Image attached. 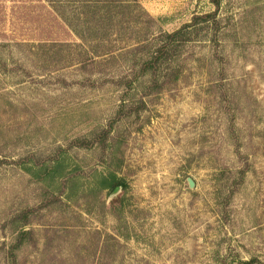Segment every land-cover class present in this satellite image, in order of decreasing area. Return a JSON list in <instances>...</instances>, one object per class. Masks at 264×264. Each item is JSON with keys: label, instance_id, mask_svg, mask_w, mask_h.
<instances>
[{"label": "rangeland", "instance_id": "374dc122", "mask_svg": "<svg viewBox=\"0 0 264 264\" xmlns=\"http://www.w3.org/2000/svg\"><path fill=\"white\" fill-rule=\"evenodd\" d=\"M218 1L145 96L138 42L212 0H0V264H264V0Z\"/></svg>", "mask_w": 264, "mask_h": 264}, {"label": "trees", "instance_id": "16d2710c", "mask_svg": "<svg viewBox=\"0 0 264 264\" xmlns=\"http://www.w3.org/2000/svg\"><path fill=\"white\" fill-rule=\"evenodd\" d=\"M44 1L50 3L54 7V10H56L61 20L70 29L73 30V28H75L73 27V23L70 22V20L65 16L63 10L61 12V9L55 8V6H59L63 8L65 5L63 4L65 0H44ZM76 3L78 4L77 7L79 10L78 16L79 17L84 16L86 19L84 21H86V23L97 22L94 20V14H99L101 17L102 13H104L103 15H106L104 17H101L103 18L102 19L103 22H105V20L107 19V21L111 23L113 21V15H116V13L111 14L114 9L123 7L124 9L128 10V7L131 3L136 4L137 2L136 0H76ZM212 3L215 7V10L212 13L193 16L189 24H185L183 27L171 33H159L156 37H153L151 39L150 43H147L148 39L146 40L143 39L142 41L138 42L139 44L136 46L134 51L142 54V57L140 58V60L133 62L132 67L133 68H135V66L139 67V71L136 72L135 74L136 77H145L146 75L148 76V86L146 88L147 92H145L144 94L145 96L149 93L150 95L157 93L163 88L162 82L159 81L160 69L164 64H166V62L174 58L178 48H180L183 44L189 41V35H190V33L188 32L189 29L191 30V27H194L195 25L205 22H212L216 24L215 14L219 7V1L212 0ZM102 20H100V22ZM82 22H83V18H82ZM106 22L104 24H106ZM74 33L77 35L79 39L83 40V36L80 33L76 32L75 30ZM153 41H156L154 45H152ZM106 54L110 55L112 54V52H107L105 53V55ZM134 81L136 80L133 79L132 82ZM106 133L107 131L104 132V134ZM74 144L77 146L87 147L90 146L92 143H88L84 140H81L78 142H74ZM243 172L244 171L242 170L240 171V176L243 175ZM116 186H121V183L114 182L111 184L110 188L114 189ZM26 237H27L26 233H21V235L18 237L16 244L12 246V249L19 247ZM255 263H256L255 260L251 259L245 262H241L240 264H255Z\"/></svg>", "mask_w": 264, "mask_h": 264}, {"label": "water", "instance_id": "95a60500", "mask_svg": "<svg viewBox=\"0 0 264 264\" xmlns=\"http://www.w3.org/2000/svg\"><path fill=\"white\" fill-rule=\"evenodd\" d=\"M186 182H187V186H188V188H189V189H193V187H194V183H193V181H192L191 179H187ZM120 189H121V188L118 187V186L115 187L114 190L112 191V193L110 194V196L108 197V201L111 200L112 198H115L116 195L119 194Z\"/></svg>", "mask_w": 264, "mask_h": 264}]
</instances>
